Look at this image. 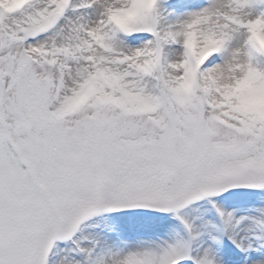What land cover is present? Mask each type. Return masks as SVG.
Returning <instances> with one entry per match:
<instances>
[{
    "label": "snow or ice",
    "instance_id": "1",
    "mask_svg": "<svg viewBox=\"0 0 264 264\" xmlns=\"http://www.w3.org/2000/svg\"><path fill=\"white\" fill-rule=\"evenodd\" d=\"M0 264H264V0H0Z\"/></svg>",
    "mask_w": 264,
    "mask_h": 264
}]
</instances>
